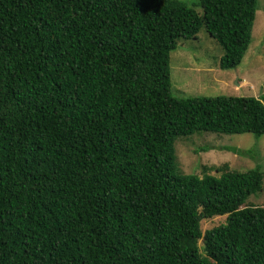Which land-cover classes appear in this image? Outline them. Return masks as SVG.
Masks as SVG:
<instances>
[{
  "label": "trees",
  "instance_id": "trees-1",
  "mask_svg": "<svg viewBox=\"0 0 264 264\" xmlns=\"http://www.w3.org/2000/svg\"><path fill=\"white\" fill-rule=\"evenodd\" d=\"M258 3L0 0V264H264V166L176 154L196 132L261 138L264 94L179 98L170 67L202 28L238 67Z\"/></svg>",
  "mask_w": 264,
  "mask_h": 264
},
{
  "label": "rangeland",
  "instance_id": "rangeland-1",
  "mask_svg": "<svg viewBox=\"0 0 264 264\" xmlns=\"http://www.w3.org/2000/svg\"><path fill=\"white\" fill-rule=\"evenodd\" d=\"M199 13V0H184ZM222 46L205 28L197 38L180 39L170 54L172 92L176 97L206 96H260L264 94V0H259L253 37L241 64L229 70L219 67ZM237 149V150H236ZM177 160L182 171L203 175L219 174L215 167L228 163L231 168L248 170L264 166V135L253 133L225 134L196 132L179 137L176 141ZM248 205H264L263 189L250 196ZM227 214L202 220V228L226 222Z\"/></svg>",
  "mask_w": 264,
  "mask_h": 264
}]
</instances>
